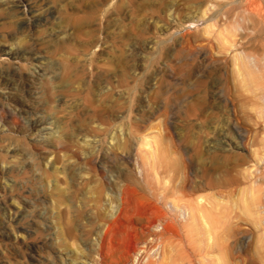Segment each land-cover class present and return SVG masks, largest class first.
Instances as JSON below:
<instances>
[{
	"label": "rangeland",
	"instance_id": "374dc122",
	"mask_svg": "<svg viewBox=\"0 0 264 264\" xmlns=\"http://www.w3.org/2000/svg\"><path fill=\"white\" fill-rule=\"evenodd\" d=\"M261 17L0 0V264H264Z\"/></svg>",
	"mask_w": 264,
	"mask_h": 264
},
{
	"label": "bare ground",
	"instance_id": "6f19581e",
	"mask_svg": "<svg viewBox=\"0 0 264 264\" xmlns=\"http://www.w3.org/2000/svg\"><path fill=\"white\" fill-rule=\"evenodd\" d=\"M110 1V0H109ZM114 1V0H113ZM246 12V11H245ZM257 12V11H256ZM219 14V11L217 12ZM261 16V15H260ZM214 17L216 18V15H214ZM214 19V18H213ZM229 17L228 16H223L222 21L224 22H228ZM220 21V20H219ZM230 21V20H229ZM261 21L264 22V18L261 17ZM246 32L244 29H239V34L236 35L237 38H235L233 40V46L235 48H237L239 50V55H240V60H242V67L245 70V72H247L248 75H252L254 77H256L257 73L259 74L261 69L263 68V66H261V60H263V57L260 56V51H259V47H256V45L251 46L250 48H246L245 47V42H244V38H245ZM235 37V36H234ZM232 40V39H231ZM4 59L3 57L0 58V62H3ZM264 63V62H263ZM2 64V63H0ZM264 74V71L262 72ZM259 77V76H257ZM263 77V76H262ZM260 78V77H259ZM263 80V79H261ZM261 87L262 85L259 84ZM264 85V84H263ZM261 90V89H260ZM261 96V95H260ZM262 97V96H261ZM205 108V103L204 105H202ZM191 107V106H190ZM203 108V109H204ZM192 109V107H191ZM190 110L188 109V112ZM201 111V110H200ZM192 112V111H191ZM194 114V113H193ZM201 115V114H200ZM203 116V115H202ZM240 136V135H239ZM242 139V138H241ZM237 147H241V144L236 143ZM144 157L146 159L149 158L148 154L143 153ZM163 166H166V163H162ZM189 212V211H188ZM192 215V214H191ZM140 253V252H139ZM143 253V252H142ZM151 255V254H150ZM157 255V254H156ZM153 257V255H151ZM148 257V256H147ZM148 259V258H147ZM137 260V259H136Z\"/></svg>",
	"mask_w": 264,
	"mask_h": 264
}]
</instances>
